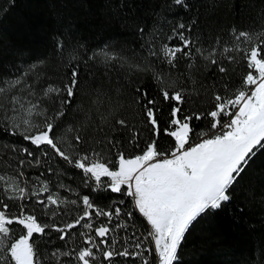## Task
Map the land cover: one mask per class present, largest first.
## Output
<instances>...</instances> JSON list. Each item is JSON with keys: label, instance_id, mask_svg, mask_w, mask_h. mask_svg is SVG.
Wrapping results in <instances>:
<instances>
[{"label": "snow or ice", "instance_id": "1", "mask_svg": "<svg viewBox=\"0 0 264 264\" xmlns=\"http://www.w3.org/2000/svg\"><path fill=\"white\" fill-rule=\"evenodd\" d=\"M172 3L189 7L186 0ZM196 23H179L172 29L169 41L176 44L145 42L132 61L106 45L71 57L74 63L65 65L58 81L46 80L39 87L30 75L35 72L39 77L36 64L14 78H0V133L32 146L31 150L17 148V142L0 146L7 149L0 163L10 168L15 163L14 176L0 174V191L5 193L0 198V264H177L181 246L198 219L232 201L236 185L257 153L264 151V15L250 22L251 31L230 29L235 42L225 45L220 54L243 71L231 85L226 82L219 91L210 88L209 105L202 110L187 108L191 101L187 84L162 86L153 96L127 83L97 81L96 73L87 80L81 71L82 65L99 64L106 70L119 65L128 72H150L166 85L163 66L177 69L184 59L192 69L194 57L202 56L221 79L231 78L237 69L218 60L215 47L202 50L185 34ZM135 27L141 36L146 34L144 26ZM56 47L64 46L57 41ZM128 94L130 103H121ZM77 101L76 119L69 122L68 113ZM133 106L135 122L127 117ZM195 121H207V129L198 130ZM145 132L150 134L146 140L142 139ZM164 137L167 146L160 142ZM129 148L134 154H127ZM9 153L17 159L13 161ZM53 158L63 162V171L51 166ZM42 163L48 165V179H42L44 171L36 177L26 175V167ZM69 168L92 191L130 198L131 208L125 211L124 199L101 208L90 195L60 182L57 187L76 198L62 197L50 188L49 180L52 175L59 179ZM36 180L39 187L33 183ZM32 198V211H28L25 201ZM37 205L52 223H42L32 214ZM69 205L79 212L62 225L57 223L60 212L56 210L64 209L67 215ZM137 215L145 222L143 232L135 224ZM50 232L64 243L41 253L37 237L43 239ZM76 238L82 244L69 246V240Z\"/></svg>", "mask_w": 264, "mask_h": 264}, {"label": "trees", "instance_id": "2", "mask_svg": "<svg viewBox=\"0 0 264 264\" xmlns=\"http://www.w3.org/2000/svg\"><path fill=\"white\" fill-rule=\"evenodd\" d=\"M186 2L189 5L187 9L176 6L172 0H0V78H14L27 71L30 65L36 64L39 77L35 72L30 75L39 87V84L46 80L58 81L59 75L66 71L65 65L74 63L71 57H80L90 50H97L106 45L110 46V51L132 61L140 56L141 45L145 42L151 43L154 40L157 46L162 43L176 44V40L169 41L172 29L179 23L188 25L192 20H196L193 31L185 34L202 50L215 47L217 59L226 67L237 69L231 78L221 79V74L215 72L214 66L208 64L202 56L194 57L192 69H188L184 59L180 60L177 69L163 66L167 78L166 85H161L153 79L150 72H128L119 65L111 70H106L99 64L92 68L82 65L81 71L87 80H92L91 73H96L97 81L127 83L132 88H144L153 96L162 86L182 87L187 84L191 96L187 108L202 110L209 105L210 88L212 91H219L226 82L231 85L234 80L240 78L239 73L243 68L236 63L228 64L220 53L225 45L231 46L235 42L230 32L232 27H236L237 30H252L250 22L264 15V0H186ZM136 24L146 28L145 35L138 34ZM217 39L220 43L214 44ZM57 41L63 44V49H57ZM40 61L43 63H39ZM130 100L131 95L128 94L121 103H130ZM79 106L80 102L77 101L76 106L68 113L69 122L76 119V109ZM161 107L167 110L166 105ZM134 112L133 106L127 113L128 119L133 122ZM135 119L139 117L136 116ZM194 123L198 130L207 129V121ZM0 127L3 125L0 124ZM149 135L145 132L142 139H148ZM167 139L164 137L160 142L167 146ZM19 141V137L0 133V146L17 142V148L32 149L26 142ZM6 152V148L0 147V157ZM127 154H134L133 149L129 148ZM9 156L13 161L17 159L10 153ZM50 163L54 169L63 171L61 167L63 162L57 158H53ZM47 167V164L42 163L41 167H26L24 171L31 177L39 176V173L44 171L45 176L42 179H48ZM14 168L15 163L11 168L6 162L0 163V174L14 176ZM60 182L81 194L90 195L93 202L101 208L119 199L125 200L127 205L125 211L131 208L130 198L109 191L94 193L90 188L84 187L80 175L70 168L59 179L52 175L49 186L62 197L75 199L73 193L57 187ZM33 183L37 187L40 186L38 180ZM2 187L0 183V188ZM31 187L30 183L29 188ZM4 197L5 193L0 191V198ZM34 199L25 201L28 211H32ZM8 203L13 212H18L12 201ZM67 210V215L64 209L57 210L60 212L56 217L57 223L62 225L79 212V209L72 205L67 206ZM32 214L37 215L42 223H52L48 216L42 214L38 205ZM135 224L140 231L144 229L145 223L138 215ZM15 233L20 234L18 226ZM56 237L57 234L54 232H50L43 239L37 237L40 252L50 253L58 244L63 245L64 242ZM47 241L50 243H46ZM75 242L70 239L68 244L70 246ZM81 244L82 241L78 238L77 245ZM178 255L177 264H264V151L257 153L243 180L236 185L232 201L219 210H210L198 219L187 234Z\"/></svg>", "mask_w": 264, "mask_h": 264}, {"label": "rangeland", "instance_id": "3", "mask_svg": "<svg viewBox=\"0 0 264 264\" xmlns=\"http://www.w3.org/2000/svg\"><path fill=\"white\" fill-rule=\"evenodd\" d=\"M92 192H94V193H99V192L100 193H104V192H108V191H106V190H97V191H92ZM58 210H60V209H58ZM74 241H76L75 243L77 244L78 243V238L74 239Z\"/></svg>", "mask_w": 264, "mask_h": 264}, {"label": "built area", "instance_id": "4", "mask_svg": "<svg viewBox=\"0 0 264 264\" xmlns=\"http://www.w3.org/2000/svg\"><path fill=\"white\" fill-rule=\"evenodd\" d=\"M145 229H141V232H143ZM130 234V233H129Z\"/></svg>", "mask_w": 264, "mask_h": 264}]
</instances>
